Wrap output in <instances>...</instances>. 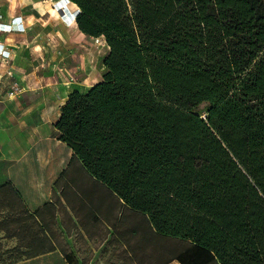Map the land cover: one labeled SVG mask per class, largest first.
I'll return each instance as SVG.
<instances>
[{"label": "trees", "instance_id": "16d2710c", "mask_svg": "<svg viewBox=\"0 0 264 264\" xmlns=\"http://www.w3.org/2000/svg\"><path fill=\"white\" fill-rule=\"evenodd\" d=\"M67 1L108 51L57 137L181 264H264V0Z\"/></svg>", "mask_w": 264, "mask_h": 264}, {"label": "crops", "instance_id": "0c3cea01", "mask_svg": "<svg viewBox=\"0 0 264 264\" xmlns=\"http://www.w3.org/2000/svg\"><path fill=\"white\" fill-rule=\"evenodd\" d=\"M9 83L0 72V264H129L124 231L142 212L57 137L43 101Z\"/></svg>", "mask_w": 264, "mask_h": 264}, {"label": "rangeland", "instance_id": "374dc122", "mask_svg": "<svg viewBox=\"0 0 264 264\" xmlns=\"http://www.w3.org/2000/svg\"><path fill=\"white\" fill-rule=\"evenodd\" d=\"M75 10L67 0H0L1 76L9 80L12 93L43 101L51 126L67 95L86 90L106 71L108 47L103 39L77 28ZM207 106L202 102L195 110L204 116ZM131 217L124 231L129 264L133 258L138 264H181L175 257L185 254L188 240L157 232L143 213ZM185 259L197 264L189 256Z\"/></svg>", "mask_w": 264, "mask_h": 264}, {"label": "built area", "instance_id": "2783aa9c", "mask_svg": "<svg viewBox=\"0 0 264 264\" xmlns=\"http://www.w3.org/2000/svg\"><path fill=\"white\" fill-rule=\"evenodd\" d=\"M10 93H12V91H10Z\"/></svg>", "mask_w": 264, "mask_h": 264}]
</instances>
